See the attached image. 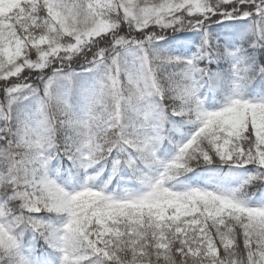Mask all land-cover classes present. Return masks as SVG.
I'll return each mask as SVG.
<instances>
[{"label":"snow or ice","instance_id":"obj_1","mask_svg":"<svg viewBox=\"0 0 264 264\" xmlns=\"http://www.w3.org/2000/svg\"><path fill=\"white\" fill-rule=\"evenodd\" d=\"M0 264H264V0H0Z\"/></svg>","mask_w":264,"mask_h":264}]
</instances>
